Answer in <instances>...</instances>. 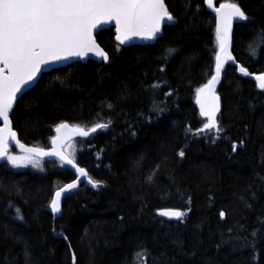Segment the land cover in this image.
<instances>
[{
    "label": "trees",
    "instance_id": "16d2710c",
    "mask_svg": "<svg viewBox=\"0 0 264 264\" xmlns=\"http://www.w3.org/2000/svg\"><path fill=\"white\" fill-rule=\"evenodd\" d=\"M231 1L249 20L234 27L235 62L217 86L219 134L204 129L196 102L218 49L204 0H166L177 22L154 43L124 46L113 27L100 30L107 62L54 68L20 96L11 118L27 144L48 147L63 122L109 127L66 145L100 186L67 193L57 217L48 206L71 168L55 158L0 164V264H72L73 252L76 264H264V89L239 71L264 72V47L248 48L264 29V0ZM163 208L186 216L161 217ZM142 249L150 255L137 257Z\"/></svg>",
    "mask_w": 264,
    "mask_h": 264
},
{
    "label": "snow or ice",
    "instance_id": "6c2138e0",
    "mask_svg": "<svg viewBox=\"0 0 264 264\" xmlns=\"http://www.w3.org/2000/svg\"><path fill=\"white\" fill-rule=\"evenodd\" d=\"M206 2L207 8L214 9L215 12L219 53L215 57V75L196 90V102L200 106L201 116L208 121L204 124V129H215L219 134L221 129L217 114L220 111V97L216 94V85L224 63L234 59L229 51L233 22L248 21L249 17L238 3L225 2L214 7L213 0ZM185 7H191V0H187ZM112 21H115L118 33L116 39L121 43L133 37L155 40L162 33V26H171L177 22L169 11L166 0H0V119L4 125L0 127V160H6L13 168L26 167L29 164L42 168L43 157H57L62 164L75 168L80 176H87L85 169L76 166L70 155L62 151V141L69 131L87 137L98 129L108 128L109 123H97L89 130L80 126L70 129L67 123H61L55 129L58 135L52 138V150L45 151L20 143L12 129L10 113L17 94L36 79L42 66L71 57L86 58L89 54L106 61L108 55L97 43L94 33L102 30L103 24ZM257 44L264 47V29L254 30V36L248 45L249 50L257 52ZM167 51L175 52L174 49ZM239 71L249 75L244 67H240ZM256 80L259 88L264 89V75L256 76ZM152 87L156 88L158 85ZM108 107L112 108V105L109 104ZM157 110L162 111L158 106ZM10 140L15 142L23 155L9 154ZM235 148L233 145V151ZM179 156L183 157L184 152L180 151ZM88 182L93 187L100 186L98 181L89 179ZM78 183L79 181H73L55 192L50 204L53 213L61 211L62 195L77 188ZM15 211L18 219L23 220L20 210L16 208ZM159 215L182 221L186 212L168 209L160 210ZM224 216V212L219 213L221 219ZM252 235L255 236L256 233L253 232ZM251 247H255L254 242ZM25 255H28L27 249ZM135 255L146 257L150 253L147 249H142ZM72 264H76L74 252Z\"/></svg>",
    "mask_w": 264,
    "mask_h": 264
},
{
    "label": "water",
    "instance_id": "95a60500",
    "mask_svg": "<svg viewBox=\"0 0 264 264\" xmlns=\"http://www.w3.org/2000/svg\"><path fill=\"white\" fill-rule=\"evenodd\" d=\"M225 2H235V1H223V2H218L217 3V0H213V4H214V7H219V5L221 4V3H225ZM204 3H205V6H206V8H207V2H206V0H204ZM236 3V2H235ZM167 4V3H166ZM240 6V5H239ZM241 7V6H240ZM242 8V7H241ZM208 9V8H207ZM209 11H211V12H213L214 14H215V12H214V9H208ZM171 12V11H170ZM172 13V12H171ZM172 15H173V13H172ZM174 16V15H173ZM174 18H175V16H174ZM175 20L177 21V19L175 18ZM239 22H241V21H236V20H234V22H233V27H232V33H231V42H230V47H229V51H230V53H231V55L234 57V55L232 54V52H231V46H232V35H233V31H234V27H235V25L237 24V23H239ZM170 24H171V22H169ZM166 25H164V26H162V33L161 34H159L158 35V37H160L162 34H163V30H164V27H165ZM110 27H113V29H114V38H115V40L119 43V44H121V45H124V46H130V45H134V44H150V43H154L156 40H157V38L155 39V40H146V39H142V38H138V37H133L131 40H129V41H126V42H124V43H121L120 41H118L117 39H116V35L118 34L117 32H116V26H115V21H112V22H110V23H107V24H103L102 26H101V29H104V28H110ZM100 30H98V32H99ZM96 34L97 33H94V35H95V37H96ZM96 41H97V43L100 45V47L107 53V55H108V59H109V53L104 49V47L99 43V41L97 40V37H96ZM219 53V49H218V52H217V54ZM88 59H95V60H97V61H102L100 58H98V57H95V56H93V55H91V54H89V56L88 57H86V58H78V57H71V58H68V59H66V60H60V61H57V62H53V63H50V64H47V65H44V66H42V68H41V72L37 75V77H36V79L33 81V82H30L28 85H25L22 89H21V91L17 94V99H16V102H15V104H14V107H13V109L15 108V106H16V103H17V101H18V99L20 98V96L25 92V91H27V90H29V89H31L37 82H38V80L40 79V77L42 76V74L43 73H45V72H48V71H50V70H52V69H54V68H58V67H61V66H64V65H66V64H69V63H72V62H75V61H87ZM108 59L105 61V62H107L108 61ZM227 62H235V58L233 59V60H228V61H226L225 63H224V66H223V68H222V71H221V76H222V72H223V70H224V68H225V66H226V63ZM241 67V66H240ZM249 73V72H248ZM243 74V73H242ZM214 75H215V73H214ZM245 75V74H244ZM258 75H264V72L263 73H260V74H250L249 73V75H247V76H251V77H253L254 79H256V76H258ZM221 78V77H220ZM13 111V110H12ZM11 114H12V112L10 113V120H11V122H12V118H11ZM64 123V122H63ZM65 123H67L68 125H69V128L71 129L72 127H74V126H80V125H78V124H76V123H70V122H65ZM4 125H3V121H2V119H0V127H3ZM59 126V125H58ZM95 126V125H94ZM80 127H82V128H84L85 130H89V129H91L93 126H91V127H89V128H85V127H83V126H80ZM12 129L16 132V134H17V139H19V141H20V143L21 144H24L25 146H27V147H39V148H42V149H44L45 151H51L52 150V148H53V145H52V139H51V142H50V146L49 147H47V148H45V147H41V146H38V145H28V144H26V143H24V142H22L21 140H20V138H19V134H18V132L15 130V128L13 127V122H12ZM56 129V128H55ZM91 134V133H90ZM58 134L56 133V131H55V134H54V136L53 137H55V136H57ZM77 136H80V135H78L77 133H75V132H71V131H69V132H67L66 134H65V139L62 141V151L65 153V154H68L66 151H65V149H64V146L66 145V143L68 142V141H70L72 138H75V137H77ZM80 137H82V136H80ZM88 137V136H87ZM11 146H13V147H15L18 151H20L21 152V150H20V148L15 144V142L14 141H9V150H10V148H11ZM69 155V154H68ZM71 157V156H70ZM43 158H53V157H43ZM55 158H57V157H55ZM72 158V157H71ZM58 160H59V158H57ZM73 159V158H72ZM74 160V159H73ZM5 160H0V164L1 163H3ZM74 163H75V165L76 166H78V167H80V168H83V167H81L75 160H74ZM65 165H67V164H65ZM68 167H70L71 169H73L74 171H75V168H73V167H71V166H69V165H67ZM85 169V168H84ZM85 171L87 172V176L85 177V176H80L76 171H75V173H76V177H75V179H73V180H71V181H69V182H67V183H65L64 185H62V186H60V187H58L56 190H55V192L56 191H58L60 188H62V187H64L65 185H67V184H69V183H72L73 181H79V183H78V186L79 185H81L83 182H85V181H89V179H91V177L89 176V173H88V171L85 169ZM92 180V179H91ZM93 181V180H92ZM77 186V187H78ZM74 190V189H73ZM55 192H54V195H53V198L52 199H54V197H55ZM67 193V192H66ZM66 193H64L63 195H62V197H61V211L59 212V213H53L52 211H51V208H50V204L51 203H49V206H48V209L53 213V215L55 216V217H57V216H59V215H61L62 214V199H63V197H64V195L66 194ZM160 210H168V209H166V208H163V209H159L158 211H160ZM174 210V209H173Z\"/></svg>",
    "mask_w": 264,
    "mask_h": 264
},
{
    "label": "bare ground",
    "instance_id": "6f19581e",
    "mask_svg": "<svg viewBox=\"0 0 264 264\" xmlns=\"http://www.w3.org/2000/svg\"><path fill=\"white\" fill-rule=\"evenodd\" d=\"M166 209H172V208H166ZM175 210V209H174Z\"/></svg>",
    "mask_w": 264,
    "mask_h": 264
},
{
    "label": "rangeland",
    "instance_id": "374dc122",
    "mask_svg": "<svg viewBox=\"0 0 264 264\" xmlns=\"http://www.w3.org/2000/svg\"><path fill=\"white\" fill-rule=\"evenodd\" d=\"M60 124H61V123H60ZM60 124H58V125H60ZM58 125H57V126H58ZM57 126H56V127H57ZM56 127H55V128H56Z\"/></svg>",
    "mask_w": 264,
    "mask_h": 264
}]
</instances>
